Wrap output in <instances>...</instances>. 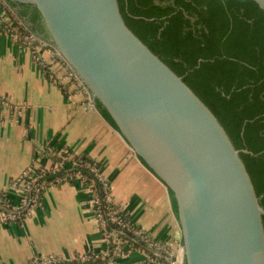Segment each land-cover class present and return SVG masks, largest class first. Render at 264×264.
<instances>
[{
    "label": "water",
    "instance_id": "obj_1",
    "mask_svg": "<svg viewBox=\"0 0 264 264\" xmlns=\"http://www.w3.org/2000/svg\"><path fill=\"white\" fill-rule=\"evenodd\" d=\"M5 1L37 9L47 34L40 38L172 193L177 264H264V207L240 155L250 151L235 146L210 107L127 25L119 1ZM253 1L264 11V0Z\"/></svg>",
    "mask_w": 264,
    "mask_h": 264
},
{
    "label": "crops",
    "instance_id": "obj_2",
    "mask_svg": "<svg viewBox=\"0 0 264 264\" xmlns=\"http://www.w3.org/2000/svg\"><path fill=\"white\" fill-rule=\"evenodd\" d=\"M42 54L48 58L46 51ZM64 148L101 165L114 203L132 223L156 241L180 246L179 224L166 185L135 155L87 93L55 81L0 21V197L6 206L20 204L25 196L23 186L14 180L28 168H52L53 160L44 152ZM51 173L23 218L0 220V264L106 251L86 183L69 174L59 181ZM115 264L151 263L140 251H125Z\"/></svg>",
    "mask_w": 264,
    "mask_h": 264
},
{
    "label": "trees",
    "instance_id": "obj_3",
    "mask_svg": "<svg viewBox=\"0 0 264 264\" xmlns=\"http://www.w3.org/2000/svg\"><path fill=\"white\" fill-rule=\"evenodd\" d=\"M118 1L127 25L210 107L235 146L252 152L240 155L264 207V11L253 0ZM6 3L12 10L19 4ZM20 5L40 17L31 4ZM97 107L115 125L99 101ZM77 158L79 163L67 165L57 175L77 171L103 195V182L82 163H94L99 169L101 165L87 155ZM107 227L116 229L110 222ZM118 232L167 261L144 241H136L130 231Z\"/></svg>",
    "mask_w": 264,
    "mask_h": 264
},
{
    "label": "built area",
    "instance_id": "obj_4",
    "mask_svg": "<svg viewBox=\"0 0 264 264\" xmlns=\"http://www.w3.org/2000/svg\"><path fill=\"white\" fill-rule=\"evenodd\" d=\"M0 9V21L3 22L7 31L15 39L22 41V44L32 52L40 61V64L52 74L55 81L57 80L58 83L63 85L69 84L70 87H77L80 91L87 93L85 87L70 69L63 57L48 42L32 32L17 14L10 9L5 0H0ZM42 51L47 52V59L43 56ZM21 108L22 105H18V109L20 110ZM44 153L53 160V167L41 166L36 169L28 168L14 180V183L23 186L25 196L20 204L7 206L0 197L1 221H17L23 218L26 211H29L31 208L34 198H36L44 187L43 184L47 183L48 178L46 176L49 171L52 172L51 175L58 176L56 178L59 181L65 180L66 175L59 176L57 173L67 165H76L80 162L77 154H74L68 148L48 150ZM82 165L89 167L95 173L97 180L103 182V195H100L94 189L93 185L86 181L84 175L77 171L69 173V175L81 177L89 188L95 219L107 243L106 251L103 253L83 252L66 259H61L54 255L38 256L33 258L29 264H115V258L125 251H140L151 264H177L179 247L172 246L170 242L156 241L142 227L132 225V222L126 216L125 210L114 203L108 181L103 171L94 163L83 162ZM26 194H29L28 197ZM4 207H9V209ZM107 222L113 224L116 229L112 230L108 228ZM117 229L130 231L135 235L136 241H144L156 254L159 252L162 253L167 261L164 262L155 258L145 249L138 247L135 242L119 234V230Z\"/></svg>",
    "mask_w": 264,
    "mask_h": 264
},
{
    "label": "flooded vegetation",
    "instance_id": "obj_5",
    "mask_svg": "<svg viewBox=\"0 0 264 264\" xmlns=\"http://www.w3.org/2000/svg\"><path fill=\"white\" fill-rule=\"evenodd\" d=\"M17 10V14L26 21V23L37 33L40 37H46V30L41 17H34L35 11L33 9H27L20 4L13 6ZM33 19V20H32Z\"/></svg>",
    "mask_w": 264,
    "mask_h": 264
},
{
    "label": "rangeland",
    "instance_id": "obj_6",
    "mask_svg": "<svg viewBox=\"0 0 264 264\" xmlns=\"http://www.w3.org/2000/svg\"><path fill=\"white\" fill-rule=\"evenodd\" d=\"M12 10V9H11ZM13 11V10H12Z\"/></svg>",
    "mask_w": 264,
    "mask_h": 264
}]
</instances>
